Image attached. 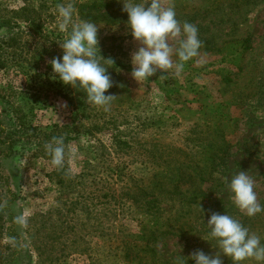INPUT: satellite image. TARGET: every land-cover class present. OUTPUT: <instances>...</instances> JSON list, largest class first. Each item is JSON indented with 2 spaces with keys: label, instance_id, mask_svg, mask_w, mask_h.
Returning <instances> with one entry per match:
<instances>
[{
  "label": "rangeland",
  "instance_id": "rangeland-1",
  "mask_svg": "<svg viewBox=\"0 0 264 264\" xmlns=\"http://www.w3.org/2000/svg\"><path fill=\"white\" fill-rule=\"evenodd\" d=\"M93 1L123 7L70 0ZM65 2L0 0V118L8 123L13 106L23 134L15 155L10 140L0 146V264H175L179 255L195 264L194 252L218 251L212 213L233 216L264 244V212L248 217L227 187L246 172L264 205V0H163L198 28L202 47L180 74L158 69L140 82L127 13L95 22L101 52L125 66H110L120 88L107 112L72 94L49 63L62 56L55 7ZM50 132L64 137L62 168L45 150ZM216 144L225 161L212 177L176 189L182 172L198 171L192 162L210 163Z\"/></svg>",
  "mask_w": 264,
  "mask_h": 264
},
{
  "label": "clouds",
  "instance_id": "clouds-1",
  "mask_svg": "<svg viewBox=\"0 0 264 264\" xmlns=\"http://www.w3.org/2000/svg\"><path fill=\"white\" fill-rule=\"evenodd\" d=\"M122 11L127 13V24L132 37L141 47L131 55V76L137 82L148 80L157 70H174L180 74L186 62L200 54L202 41L198 28L177 19L174 6L165 7L163 0H123ZM57 26L65 39L59 44L62 56L49 62L59 80L86 93L87 101L105 112L110 110L114 95L106 93L113 87L108 72L114 60L101 55L98 24L88 19H77L74 3H58L55 7ZM174 42V43H172ZM174 57L176 58L174 60ZM51 163L62 168L65 163L64 137H53L45 144ZM74 156L75 153L73 152ZM234 205L248 217L264 212L258 202L252 177L243 171L231 175L227 183ZM17 222L26 226L23 216ZM210 236L216 241L217 253L209 255L201 250L189 259L195 264H223L221 254L230 258L232 264H244L255 260L264 262V244L261 238L249 231L238 219L228 214L212 213L207 221ZM179 255L175 264H184Z\"/></svg>",
  "mask_w": 264,
  "mask_h": 264
},
{
  "label": "trees",
  "instance_id": "trees-1",
  "mask_svg": "<svg viewBox=\"0 0 264 264\" xmlns=\"http://www.w3.org/2000/svg\"><path fill=\"white\" fill-rule=\"evenodd\" d=\"M75 7L77 8V13H78L80 19H88V20H91L93 22H109L112 20L113 14H116V16H120L121 12H123L122 11L123 7L121 8L120 4L116 3V2L107 3V2H101V1H93V2L76 4ZM105 9H106L105 12H101L102 10H105ZM107 10H111V11L107 12ZM24 13H25L26 21L31 22V17L28 14V11H24ZM126 19H128V16H126ZM8 24H10V22H8ZM0 27H4V24L3 23L0 24ZM11 44H15V42L12 41ZM101 55L106 59L109 58V56L105 52H101ZM111 59H113V58H111ZM106 66H108V65H106ZM109 66H111L112 68H114V67H124L125 68L124 64L119 63L116 60H114V65H109ZM0 67H3L1 63H0ZM110 70H111V68L109 67L108 72L111 75V78L113 81V87L108 90L106 95H108L110 91H112V90L114 91L115 88L118 87L116 85V83H118V77H117L116 73L111 72ZM119 88L120 87H118L117 90ZM77 89H78V91L79 90L81 91V92H78L79 94H77L74 91V88H73V90H71V93L74 95H78L82 101L87 102L89 105H92L87 101L86 93L83 91V89H80L79 87H77ZM122 92H127V91H126V89H124V90H122ZM67 97H69V96H67ZM1 99H4V98H2V96L0 95V100ZM7 111L9 113L8 118H7L8 123H5L0 118V146L1 147L5 146L7 144V141L10 140V142H8V144H7L8 149L10 150L9 156H13L17 153V150H15V149H18L17 148L18 147V140L23 138V136H22L23 134H20L18 131L17 132L15 131L16 130L15 124L18 121V116L16 115L17 110L15 108H13V106L12 107L10 106L9 108H7ZM6 124H9V126L7 127ZM53 137H56L54 132H50L44 136V138L46 140H48V139L51 140V139H53ZM124 145L127 146V144H124ZM22 147H24V146H22ZM215 147H216L215 148L216 150L214 151V153H211V157L209 158L210 163L204 164V166H203V165H200V161L197 162L198 163L197 165H195V163L192 162L191 166L192 167L195 166V168L198 167L197 168L198 171L195 172V174L193 176H190V175L186 176L185 173L182 172V175H180L181 176L180 180L174 181V183L176 184V186H175L176 189L179 188L180 185H182L184 183L183 181H185V183L188 181L195 182L198 179L200 181H204V180L208 181L209 178L212 177L213 173L217 171L219 163L221 161L222 162L225 161V159L222 158V156H224L225 154L220 156V153H224L223 149H221L217 144L215 145ZM188 166H190V165H188ZM204 174H206V175H204ZM180 176H178V178ZM174 178L176 179V176ZM160 185H161V183H160ZM156 201H157V198H154L153 200H151V202H149V204L151 203V205H154V203ZM153 207H155V206H153ZM1 215H2V213L0 210V218H1Z\"/></svg>",
  "mask_w": 264,
  "mask_h": 264
}]
</instances>
